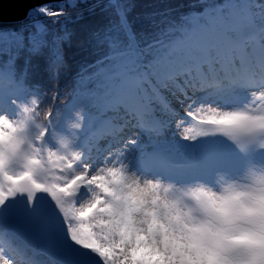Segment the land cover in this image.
<instances>
[{
    "label": "snow or ice",
    "instance_id": "snow-or-ice-1",
    "mask_svg": "<svg viewBox=\"0 0 264 264\" xmlns=\"http://www.w3.org/2000/svg\"><path fill=\"white\" fill-rule=\"evenodd\" d=\"M82 2L11 0L13 16L0 2V264H129L127 174L235 169L233 141L264 127V0H195L160 19L97 0L86 11L111 12L89 32L94 60L63 107L53 90L41 108L33 77L59 78Z\"/></svg>",
    "mask_w": 264,
    "mask_h": 264
},
{
    "label": "clouds",
    "instance_id": "clouds-1",
    "mask_svg": "<svg viewBox=\"0 0 264 264\" xmlns=\"http://www.w3.org/2000/svg\"><path fill=\"white\" fill-rule=\"evenodd\" d=\"M233 143L246 157L235 169L190 179L127 174L129 264H264V127Z\"/></svg>",
    "mask_w": 264,
    "mask_h": 264
},
{
    "label": "trees",
    "instance_id": "trees-1",
    "mask_svg": "<svg viewBox=\"0 0 264 264\" xmlns=\"http://www.w3.org/2000/svg\"><path fill=\"white\" fill-rule=\"evenodd\" d=\"M108 0H102V4H106ZM134 5L129 13V17H135L137 14L144 15L146 13H156V19L162 16L178 17L181 13H186L190 10V6L195 0H129ZM69 4V1H64ZM97 0H83L80 6L76 9H70L73 16L76 12L80 11L83 14V19L67 25L68 37L62 42V54L64 57V65L59 69V78L50 80L49 74L41 69L33 77V82L41 86V90H47L48 95L44 97L41 108L47 107L51 103V95L53 90L59 92L60 99L56 100V106L59 103L66 101L67 97L70 98L69 93L72 91L73 80L76 72L82 64L90 63L94 60L95 56L89 45V32L98 26L97 21L100 23L106 22V18L111 12H101L99 8L95 9V13L90 14L86 9ZM44 18V19H42ZM41 20L47 21V17H40ZM63 19V18H62ZM49 26L55 28L58 34H63L57 25L49 22ZM42 64V61H41ZM67 97H63V96Z\"/></svg>",
    "mask_w": 264,
    "mask_h": 264
},
{
    "label": "water",
    "instance_id": "water-1",
    "mask_svg": "<svg viewBox=\"0 0 264 264\" xmlns=\"http://www.w3.org/2000/svg\"><path fill=\"white\" fill-rule=\"evenodd\" d=\"M64 1H67V0H63V2ZM0 2L4 3V7L7 10V15H9V16L15 15L14 10L9 6L11 0H0ZM26 2H28V3H37L38 0H26Z\"/></svg>",
    "mask_w": 264,
    "mask_h": 264
},
{
    "label": "rangeland",
    "instance_id": "rangeland-1",
    "mask_svg": "<svg viewBox=\"0 0 264 264\" xmlns=\"http://www.w3.org/2000/svg\"><path fill=\"white\" fill-rule=\"evenodd\" d=\"M42 259H46V257H41Z\"/></svg>",
    "mask_w": 264,
    "mask_h": 264
}]
</instances>
